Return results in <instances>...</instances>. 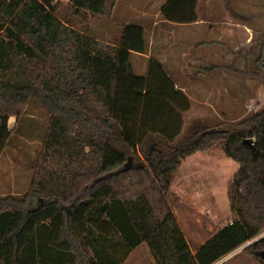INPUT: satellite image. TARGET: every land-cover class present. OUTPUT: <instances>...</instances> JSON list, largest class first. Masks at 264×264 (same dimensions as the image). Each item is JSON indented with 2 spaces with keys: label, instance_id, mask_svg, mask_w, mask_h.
Returning a JSON list of instances; mask_svg holds the SVG:
<instances>
[{
  "label": "trees",
  "instance_id": "trees-1",
  "mask_svg": "<svg viewBox=\"0 0 264 264\" xmlns=\"http://www.w3.org/2000/svg\"><path fill=\"white\" fill-rule=\"evenodd\" d=\"M116 1L68 0L105 15ZM197 5L165 0L160 15L191 23ZM259 48L264 80V36ZM146 50L140 25L104 43L62 22L53 0H0V154L28 101L49 114L28 190L0 197V264H123L142 244L154 264H214L264 231V107L182 131L190 101L160 61L133 70L130 54ZM212 148L239 165L233 218L192 252L166 195L181 160ZM243 252L264 264V236Z\"/></svg>",
  "mask_w": 264,
  "mask_h": 264
},
{
  "label": "rangeland",
  "instance_id": "rangeland-1",
  "mask_svg": "<svg viewBox=\"0 0 264 264\" xmlns=\"http://www.w3.org/2000/svg\"><path fill=\"white\" fill-rule=\"evenodd\" d=\"M158 1L122 0L116 8L117 16L118 13L124 12L129 4L133 8L131 11L133 16L136 10L147 5L152 14L151 18L154 19ZM197 1V10L206 18L208 24L204 25L202 30L194 32L198 34L196 37L200 38L199 40L195 37L188 39V36L183 37L179 44L186 57L193 58L195 55L196 59L202 58L203 61L194 65L190 72L200 75L202 79L206 78L209 85L204 87L207 88L202 100L205 102L200 101L201 104L198 105L202 106L200 112L205 117L201 113H186L183 117L182 130L193 117H200L201 120L212 123L224 121L232 123L264 107L263 72L257 68L256 62L259 44L264 36V0ZM53 2L57 4V16L62 22H70L74 29L104 43L115 41L123 23L141 24L138 21H125L120 17L116 19V16L113 18V11L110 15L92 14L87 11L75 13L68 0ZM143 24L148 28L150 23ZM179 53V59L183 61L181 50ZM222 62L225 63L223 67L218 64ZM216 81H219V86ZM48 121V112L34 100L28 101L22 108L17 120L14 115L9 117L8 126L11 128V134L0 154V197H20L28 190L35 172L34 164L42 149ZM209 168L216 170L212 163L209 164ZM220 168L221 166L218 170ZM232 218L230 216L227 221ZM263 236L264 231L243 244L226 264H258L255 259L243 252V248ZM131 253L125 264H153L145 244Z\"/></svg>",
  "mask_w": 264,
  "mask_h": 264
},
{
  "label": "crops",
  "instance_id": "crops-1",
  "mask_svg": "<svg viewBox=\"0 0 264 264\" xmlns=\"http://www.w3.org/2000/svg\"><path fill=\"white\" fill-rule=\"evenodd\" d=\"M119 2L122 0L116 1L112 13L113 18L116 16V19L120 17L125 21L140 22L147 42L145 53L132 52L130 54L134 72L138 75H145L148 60L150 58L157 59L173 80L175 87L180 89L190 101V107L184 115L186 113H201L202 106L198 105L201 104L200 101L203 100V96L207 92V88L204 89V87L208 86L209 82L206 78L202 79L200 75L191 73L190 70L203 60L201 57H197V60L195 55L192 56L193 58L186 57L179 43L183 37L188 36V39L195 37L199 40L200 38L196 37L198 34L194 32L202 30L204 25L208 24L206 18L198 12L197 20L191 23L178 24L166 21L160 15V7L165 0L158 1L154 19L151 18L152 14L147 5L136 10L135 17L131 14L132 6L125 5V11L118 13L117 16L116 8L119 6ZM128 15L129 17H127ZM143 23L150 24L146 28L147 26ZM179 50L184 57L183 61L179 59ZM218 64L223 67L225 63ZM216 84L219 86V81H216ZM201 114L205 117L203 113ZM194 118L200 117L191 118L186 125ZM230 160L231 158L225 156L218 148L198 151L182 159L173 176L166 198L192 252H195L201 244L229 222L227 220L231 216V211L228 186L239 167L237 162ZM211 163L215 165L216 170L209 168ZM220 166L221 168L218 170ZM240 247L214 264L227 261L239 251ZM131 254L123 264L129 260ZM150 259L152 260L151 257Z\"/></svg>",
  "mask_w": 264,
  "mask_h": 264
}]
</instances>
